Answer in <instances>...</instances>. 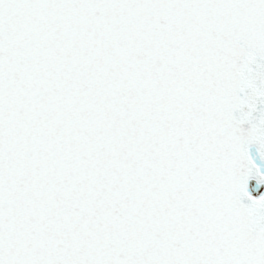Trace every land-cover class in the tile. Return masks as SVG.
<instances>
[{"label": "snow or ice", "instance_id": "1", "mask_svg": "<svg viewBox=\"0 0 264 264\" xmlns=\"http://www.w3.org/2000/svg\"><path fill=\"white\" fill-rule=\"evenodd\" d=\"M0 264H264V0H0Z\"/></svg>", "mask_w": 264, "mask_h": 264}]
</instances>
